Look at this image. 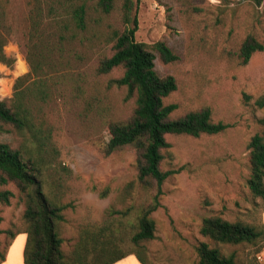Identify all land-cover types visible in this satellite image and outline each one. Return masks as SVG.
<instances>
[{
  "label": "rangeland",
  "instance_id": "rangeland-1",
  "mask_svg": "<svg viewBox=\"0 0 264 264\" xmlns=\"http://www.w3.org/2000/svg\"><path fill=\"white\" fill-rule=\"evenodd\" d=\"M0 3L3 24L10 29L2 52L13 59L9 68L0 64V99H7L14 79L29 71L25 58L32 64L38 59L34 40L24 46L28 0ZM135 14L134 40L151 50L157 76L175 81V91L163 99V104L176 107L170 118L208 108L212 122L227 125L215 135L165 136L169 147L162 152L160 170L175 173L162 182L159 207L149 214L154 232L152 240L141 244L145 262L196 264L195 249L203 242L222 256L232 254L234 264H264L256 259L260 242L216 244L198 233L206 217L263 226V201L252 196L245 181L249 139L264 134L259 122L264 120V107L255 105L264 98V0L258 4L254 0H138ZM87 20V30L74 31L61 52L42 60L39 77H34L44 79L49 94L45 102L32 106L49 131L46 152L36 151L25 134L0 124V142L38 162L42 192L50 202L64 206L56 232L67 264H75V245L82 231L109 228L121 240L122 252L134 250L129 237L141 209L155 193L151 179H137L132 148L104 153L108 125L131 116L134 97L126 98L125 88L114 84L121 68L104 75H97L95 68L112 54L113 34L130 24L122 23L119 2L107 15L89 10ZM247 37L263 50L242 65L237 52ZM155 42L164 43L177 59L161 62L150 48ZM35 47L41 51L37 42ZM3 190L11 197L8 204L0 202V253L8 254V264H19L25 229L23 196L13 182L0 185ZM5 231L23 233L15 234L19 237L12 249Z\"/></svg>",
  "mask_w": 264,
  "mask_h": 264
},
{
  "label": "trees",
  "instance_id": "trees-1",
  "mask_svg": "<svg viewBox=\"0 0 264 264\" xmlns=\"http://www.w3.org/2000/svg\"><path fill=\"white\" fill-rule=\"evenodd\" d=\"M254 1L258 4L260 0ZM116 2L120 3L122 23L130 24V27L113 34V52L98 61L95 73L104 75L121 68L122 75L114 84L125 88L126 98L134 97V109L127 120L108 125L109 138L104 153L107 155L124 147L132 148L135 152L137 179L140 182L146 178L151 179L155 193L150 203L141 209L135 230L129 237L134 250L122 252L119 247L121 240L109 228H99L93 233L82 231L75 245V264H113L127 255H133L140 264H147L141 244L153 239L154 222L149 214L159 207L162 182L175 173L160 170L162 152L169 147L165 136L197 138L200 135H215L227 128L225 124L211 121L208 108L170 118L176 107L174 104H163V99L175 91V81L171 76H157L153 69L154 55L151 50L147 45L134 40L138 0H28L24 46L27 42L35 41L33 49L37 51L35 54L38 61L32 64L25 58L28 73L14 79L9 98L0 99V124L10 127L14 133L25 134L36 151L46 152L50 145L49 131L44 128L43 121L32 107L34 103L45 102L49 95L44 79H34L39 77L40 64L42 60L50 59L54 51L61 52L73 39L74 31L80 33L87 30L89 10L107 15L114 9ZM3 17L0 3V64L9 68L13 59L3 54L2 47L7 42L6 36L10 29L4 26ZM45 28L47 33H44ZM36 42L42 46L41 51L35 47ZM150 48L163 63L177 59L162 42H155ZM262 50L263 46L252 37L245 38L237 52L239 63L244 65L254 52ZM30 76L33 77L32 81L25 85ZM255 105L258 108L264 107V98L256 100ZM259 122L264 125V120ZM247 149L249 173L245 184L253 197L263 201L264 210V134L251 136ZM37 164L30 157H24L20 149H13L0 142V185L13 182L23 196L25 241L21 254L22 264H67L56 232V223L63 220L61 211L64 206L50 202L42 192ZM104 194L102 191L100 196ZM10 197L9 191H0L1 203L8 204ZM4 233L9 240L17 234L10 231ZM198 233L216 244L251 245L260 242L257 254L264 249V228L261 224L252 226L227 222L219 217H206L201 220ZM195 251L196 264H234L232 254L222 256L216 248H210L206 243H198ZM3 260L4 254L0 253V263Z\"/></svg>",
  "mask_w": 264,
  "mask_h": 264
},
{
  "label": "crops",
  "instance_id": "crops-1",
  "mask_svg": "<svg viewBox=\"0 0 264 264\" xmlns=\"http://www.w3.org/2000/svg\"><path fill=\"white\" fill-rule=\"evenodd\" d=\"M261 219H262L263 226H264V211H263V213H262V217H261ZM19 234H23V233H19ZM19 234H17V235H19ZM17 235H16V236H17ZM23 235H24V236H22V239H21V246H20L19 253H18L19 264H22V256H21V254H22L23 244H24V241H25V234H23ZM16 236H15V237H16ZM19 236H21V235H19ZM19 236H17L16 238L14 237L13 239H15V240L12 239V241H11L10 244L8 245V248H9L10 245H11V246H10V249H12V247H14V245L16 244V242H17ZM11 243H12V244H11ZM8 248H7V250H8ZM6 252H7V251H6ZM5 254H6V253H5ZM0 264H8V254H7V256L4 255V260H3ZM113 264H139V263L137 262V260L134 258L133 255H127V256L124 257L123 259H121V260H119V261H117V262H115V263H113Z\"/></svg>",
  "mask_w": 264,
  "mask_h": 264
},
{
  "label": "built area",
  "instance_id": "built-area-1",
  "mask_svg": "<svg viewBox=\"0 0 264 264\" xmlns=\"http://www.w3.org/2000/svg\"><path fill=\"white\" fill-rule=\"evenodd\" d=\"M258 262H264V249L256 255Z\"/></svg>",
  "mask_w": 264,
  "mask_h": 264
}]
</instances>
